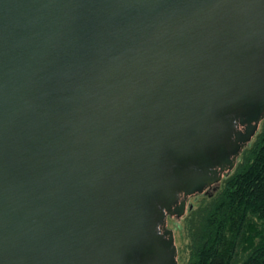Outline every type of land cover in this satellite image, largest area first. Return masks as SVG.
<instances>
[{
    "label": "water",
    "instance_id": "1",
    "mask_svg": "<svg viewBox=\"0 0 264 264\" xmlns=\"http://www.w3.org/2000/svg\"><path fill=\"white\" fill-rule=\"evenodd\" d=\"M263 118L264 0H0V264H176Z\"/></svg>",
    "mask_w": 264,
    "mask_h": 264
},
{
    "label": "trees",
    "instance_id": "2",
    "mask_svg": "<svg viewBox=\"0 0 264 264\" xmlns=\"http://www.w3.org/2000/svg\"><path fill=\"white\" fill-rule=\"evenodd\" d=\"M195 203L182 217L184 264H264V118L218 189Z\"/></svg>",
    "mask_w": 264,
    "mask_h": 264
},
{
    "label": "flooded vegetation",
    "instance_id": "3",
    "mask_svg": "<svg viewBox=\"0 0 264 264\" xmlns=\"http://www.w3.org/2000/svg\"><path fill=\"white\" fill-rule=\"evenodd\" d=\"M236 130H241V127L239 125H236L233 127L232 132L236 131ZM232 137V134H230V138ZM237 150H229L227 151V153L225 154V157L232 161L233 157L236 156ZM241 153V152H240ZM240 153L236 156V161L240 155ZM215 161H211L209 163V165L206 166V171L207 173L210 171H215L217 173H219L220 168L222 167L223 172L221 174V177L219 178V180L217 182H213L210 184H205L202 188L200 193H193L191 195H184L183 192L181 191H177L174 190L173 192V198L171 200V202L168 204L167 206V210L165 208H160V211L162 212L163 216H162V220L157 222L155 225V235L158 237V241L161 243H167L168 238H169V234H168V230L171 231L172 233V238H173V244L176 248V255H175V260H176V264H178V259H177V246L175 245L174 242V236H173V230L169 227V223L174 221V220H179L181 217L184 216V214L190 210L187 209L188 208V204H191L189 201L192 199H196L198 197L201 196H211L219 187V183L221 181V179L227 175L228 173L231 172V170L234 168L236 161L234 163V166L232 167V169L230 171H225V168L228 166L227 162L224 161L225 158H220V159H214ZM174 166H176V163H174ZM183 202L184 204V213L182 214V216L176 218V213L179 211V205L180 203ZM168 211H171V215L168 214ZM165 250L167 251L168 248L164 247Z\"/></svg>",
    "mask_w": 264,
    "mask_h": 264
},
{
    "label": "rangeland",
    "instance_id": "4",
    "mask_svg": "<svg viewBox=\"0 0 264 264\" xmlns=\"http://www.w3.org/2000/svg\"><path fill=\"white\" fill-rule=\"evenodd\" d=\"M199 198L200 197H198L196 199H193V200L191 199L189 201L191 203V208L194 207V205H196L195 202ZM169 227L173 230L174 242H175V245L177 246L178 264H184V260H185L186 252H187V249H186L187 240H186V237H185V231L183 229V227H184V219H182V217H181L177 221L174 220V221L170 222L169 223ZM179 250H180L181 254L179 253Z\"/></svg>",
    "mask_w": 264,
    "mask_h": 264
}]
</instances>
